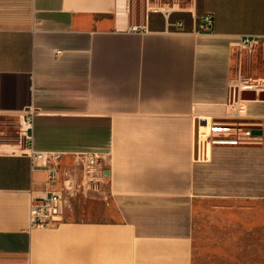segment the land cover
I'll return each instance as SVG.
<instances>
[{"label":"crops","instance_id":"obj_1","mask_svg":"<svg viewBox=\"0 0 264 264\" xmlns=\"http://www.w3.org/2000/svg\"><path fill=\"white\" fill-rule=\"evenodd\" d=\"M162 4L0 0V264H194L199 201L264 200V91L241 93L260 142L197 145L203 121L234 120L232 79L264 77L239 46L264 38V0H189L168 18ZM27 111L33 150L66 154L63 169L105 159L109 219L29 228L48 173L19 139Z\"/></svg>","mask_w":264,"mask_h":264},{"label":"built area","instance_id":"obj_2","mask_svg":"<svg viewBox=\"0 0 264 264\" xmlns=\"http://www.w3.org/2000/svg\"><path fill=\"white\" fill-rule=\"evenodd\" d=\"M179 1L164 2L156 5L153 10L160 11L168 18L174 8H178ZM204 21L212 24V15L205 14ZM179 25V24H177ZM137 31V28H134ZM264 40L253 36H241L239 46L245 52L252 50ZM249 57V56H248ZM230 83L228 100L234 106L235 116L232 121H203L197 134V145L200 158L207 156L208 148L212 145H249L260 142L253 130L262 127V121L248 118L245 113V100L241 98L244 91L256 93L264 91V77H249L241 73ZM32 111H27L19 122V139L23 141L28 150L32 162L46 168L48 173L47 189L41 194L32 192L30 207V229L47 230L58 227L64 222V215L71 204V200L79 193L96 189L100 191L106 184V161L97 153L74 154V166L71 169H63L61 161L66 155L61 152H41L32 148ZM77 171L79 174H77Z\"/></svg>","mask_w":264,"mask_h":264},{"label":"rangeland","instance_id":"obj_3","mask_svg":"<svg viewBox=\"0 0 264 264\" xmlns=\"http://www.w3.org/2000/svg\"><path fill=\"white\" fill-rule=\"evenodd\" d=\"M178 1L184 5L189 0ZM245 55H252V66L254 60L258 73L264 76V40ZM243 65L248 67V60ZM67 211L94 220L109 219L112 204L107 187L79 193ZM193 238L194 264H264V200L199 201L194 211Z\"/></svg>","mask_w":264,"mask_h":264},{"label":"bare ground","instance_id":"obj_4","mask_svg":"<svg viewBox=\"0 0 264 264\" xmlns=\"http://www.w3.org/2000/svg\"><path fill=\"white\" fill-rule=\"evenodd\" d=\"M231 82H233L234 83V80L232 79V81Z\"/></svg>","mask_w":264,"mask_h":264},{"label":"water","instance_id":"obj_5","mask_svg":"<svg viewBox=\"0 0 264 264\" xmlns=\"http://www.w3.org/2000/svg\"><path fill=\"white\" fill-rule=\"evenodd\" d=\"M243 93V92H242Z\"/></svg>","mask_w":264,"mask_h":264}]
</instances>
